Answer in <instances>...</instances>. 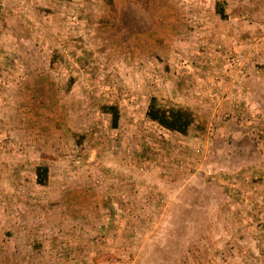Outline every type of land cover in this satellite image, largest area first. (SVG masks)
<instances>
[{"label": "rangeland", "instance_id": "obj_1", "mask_svg": "<svg viewBox=\"0 0 264 264\" xmlns=\"http://www.w3.org/2000/svg\"><path fill=\"white\" fill-rule=\"evenodd\" d=\"M0 264H264V0H0Z\"/></svg>", "mask_w": 264, "mask_h": 264}, {"label": "trees", "instance_id": "obj_2", "mask_svg": "<svg viewBox=\"0 0 264 264\" xmlns=\"http://www.w3.org/2000/svg\"><path fill=\"white\" fill-rule=\"evenodd\" d=\"M114 109V125H117L119 112L116 107ZM147 116L157 122L162 127L187 135L190 128L196 121L195 113L185 106H165L160 104L157 97H151L148 105ZM36 181L40 185H47L49 180V167L39 165L36 168Z\"/></svg>", "mask_w": 264, "mask_h": 264}]
</instances>
